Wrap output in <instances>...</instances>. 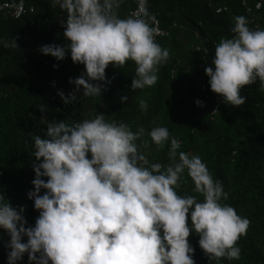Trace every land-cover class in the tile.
<instances>
[{
	"label": "clouds",
	"instance_id": "9594fccd",
	"mask_svg": "<svg viewBox=\"0 0 264 264\" xmlns=\"http://www.w3.org/2000/svg\"><path fill=\"white\" fill-rule=\"evenodd\" d=\"M122 3L53 0L67 12L64 35L70 44H46L40 51L57 60L70 51L73 62L85 66L84 74L69 80L75 91L101 95L103 86L92 81L110 83L109 64L121 68L129 60L137 65L132 90L157 83L159 67L170 58L156 41L163 33L153 26L157 21L148 0H137V10L126 18L118 15ZM231 31V38L216 45L215 68L207 66L205 72L211 90L239 107L247 100L241 94L245 85L259 80L264 87V29H252L245 16H237ZM0 43L19 47L16 37ZM58 94L66 104L75 98ZM120 99L124 103L128 97ZM139 104L147 110L145 100ZM196 104L203 106L200 100ZM46 107L42 104L41 111ZM144 133L143 127L133 132L127 123L106 121L100 113L74 124L53 121L44 138L35 136L38 162L33 164L34 190L27 193L39 211L35 225L26 227L25 206L14 207L0 193V229L10 236L7 264L22 261L25 253L29 264H195L188 239L193 231L211 260H239L237 242L251 221L222 202L228 198L222 182L213 179L199 156L178 151L181 144L166 127H154L149 135L159 148L170 140L171 162L151 163L136 143ZM185 170L202 201L178 194Z\"/></svg>",
	"mask_w": 264,
	"mask_h": 264
},
{
	"label": "trees",
	"instance_id": "16d2710c",
	"mask_svg": "<svg viewBox=\"0 0 264 264\" xmlns=\"http://www.w3.org/2000/svg\"><path fill=\"white\" fill-rule=\"evenodd\" d=\"M257 2H261L258 9ZM25 3L27 12L18 18L0 10V41L16 37L19 45L11 48L0 43V193L14 207L25 206L26 227L34 226L39 216L27 195L34 190L33 164L38 162L35 136L44 138L53 121L74 124L102 113L106 121L127 123L133 132L143 127L145 133L136 141L140 151L151 163L165 166L171 162L170 140L159 148L149 132L166 127L180 142L178 151L199 156L213 179L222 182L228 193L222 202L251 221L247 235L237 242L239 260H211L199 246V235L191 232L188 239L195 249V264H264V87L259 80L245 85L241 94L247 100L235 107L211 90L205 72L207 66L215 68L211 62L216 45L234 35L235 17L245 16L250 28L264 29V0H247L246 5L242 0H148L149 13L165 31L156 41L170 52L168 61L159 67L157 83L132 90L135 62L129 60L121 68L110 63L105 70L110 83L92 81L103 86L101 95L95 96L85 95L83 88L75 91L76 85L69 82L86 72L83 64L73 62L70 51L63 60L40 51L46 44H70L64 35L67 12L54 6L53 0ZM134 7L135 0H123L118 15L126 18ZM60 91L75 98L66 104ZM123 95L128 97L124 103ZM142 99L148 104L146 111L140 109ZM42 104L47 106L44 111ZM194 187L185 170L178 194L202 201ZM9 240L6 230L0 229V264H7ZM17 264H29L28 254Z\"/></svg>",
	"mask_w": 264,
	"mask_h": 264
},
{
	"label": "built area",
	"instance_id": "2783aa9c",
	"mask_svg": "<svg viewBox=\"0 0 264 264\" xmlns=\"http://www.w3.org/2000/svg\"><path fill=\"white\" fill-rule=\"evenodd\" d=\"M247 0H242V4L246 5ZM137 0H135V7L129 11V15H131L132 13H134L137 10ZM255 7L258 9L261 7V2H257ZM33 7H29V11H33ZM0 10L6 11L9 15H11L14 18H18L21 17L23 14H25L27 12V8H26V3L25 0H17L16 2H11V1H3L0 2ZM220 10V9H219ZM156 18L157 23L153 24L154 27H157L161 33H165L164 29H162L159 25V20ZM262 29L261 27H256ZM162 34V35H163ZM160 36L157 35L156 38ZM216 111V109L214 110Z\"/></svg>",
	"mask_w": 264,
	"mask_h": 264
}]
</instances>
